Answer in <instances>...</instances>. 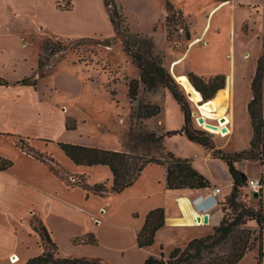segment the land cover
Returning a JSON list of instances; mask_svg holds the SVG:
<instances>
[{
	"label": "crops",
	"instance_id": "crops-1",
	"mask_svg": "<svg viewBox=\"0 0 264 264\" xmlns=\"http://www.w3.org/2000/svg\"><path fill=\"white\" fill-rule=\"evenodd\" d=\"M63 1L71 4V9L68 10L70 12L77 11L79 8L88 10L92 6V0H50L47 4L53 6L52 10L58 13L61 9L57 5ZM220 4L221 9L213 17L211 28L205 32L210 13ZM245 6L250 5L240 0L228 2L218 0L205 13V25L200 35L195 36L190 28L191 40L182 49L183 53L179 57V59L183 58L184 60L175 66L174 72L177 75L185 74L187 77L189 72H194L205 78L217 75L226 77L225 87L229 90L227 117L230 123L228 128L231 130V133L226 137L229 141L241 128L237 117V101L238 97L245 92L243 83L246 78L239 72L240 61L237 63L236 55L239 52L241 59H248L251 52L250 48L255 44L242 30L243 23L249 21V32L254 33L258 41L254 50V72L251 74L249 83H247L249 96L246 101V126L250 146L253 128L248 113V104L252 99L251 83L256 71L257 61L263 52L264 26L261 31H256V22L251 23L247 17L238 20L237 11ZM175 7L182 10L176 5ZM258 8L257 5L253 6V9L257 12H259ZM165 12L166 18V4ZM218 19H221L220 27L217 23ZM220 34L221 45L227 46V53L222 58L217 56L216 51ZM182 44V42L178 43V47H183ZM172 63L167 68L173 75ZM139 77L140 72L136 78L139 79ZM9 86H0V89H8ZM145 93L151 94L147 97V101H152L154 104L163 107L161 114L144 121L148 129L158 134H164L182 128L185 123L184 113L169 90L161 88L154 92H147L142 88L140 99ZM17 113L11 112V119L16 117V122L23 121L19 120L20 116ZM68 117H70L69 114L64 113V128H66ZM119 124L124 125L120 120ZM78 131L77 124V129L69 132L78 133V136L75 139L62 140L72 144L126 151V149H109L104 146L87 144L81 140L84 135L79 134ZM3 133L1 136H5V134L11 136V133ZM18 137L23 138V136ZM31 141H35L38 152L53 157L55 162H42L22 149L16 155L3 154L4 158L12 160L14 164L7 170H0V264H23L30 258L43 253V240L33 230L30 223L34 217L43 222L51 238L59 247L70 245L73 249L82 253V255L74 254L76 257L104 259L99 257L100 255H96V258L89 256L94 254L95 249L99 250L105 246V248L113 251V255L136 259V264H144L151 255L159 257L161 246H164L166 250L165 255L169 256L176 247H184L195 238L212 234L215 227L223 219L224 213L220 203L222 197L229 195L233 187L227 165L214 155L213 150L189 141L185 135L166 137L164 146L179 158L191 159L194 167L211 181L212 188L168 190L166 187L167 168L150 164L133 186L122 193H115L112 190L113 175L107 166H77L64 154L59 146L57 147L61 152L59 150L55 151L56 146L52 149L51 145L55 143L49 138L41 139L39 137L35 140L31 139ZM39 142L45 145L41 146ZM57 143L56 145H58ZM224 145L221 146V149L225 152H239L227 150ZM58 160L65 162L70 167H72L71 164H74L79 169L76 173L67 171L69 174H65ZM248 164L252 166L246 167ZM240 168L250 179L261 178L264 175V166L256 162H243ZM96 174L102 177L96 179L94 177ZM63 175L66 177L86 176V182L91 186L106 182L109 190L101 195L88 192L79 186L72 187L67 183V179L62 178ZM214 187L221 188V192L217 196L213 195ZM252 200L254 201L253 207H258L259 199L252 196ZM262 201L264 209V187ZM160 207L165 210V225L157 232L152 247L140 248L137 244V237L145 224L146 217L151 210ZM199 217L201 218L200 222L198 221ZM205 217L208 218V222H205ZM87 233L95 234L99 240V245L73 244V238ZM178 235L183 236L180 241L181 245L175 243L167 247L169 240ZM258 255V249H253L238 264H259ZM262 264H264V259Z\"/></svg>",
	"mask_w": 264,
	"mask_h": 264
},
{
	"label": "rangeland",
	"instance_id": "rangeland-1",
	"mask_svg": "<svg viewBox=\"0 0 264 264\" xmlns=\"http://www.w3.org/2000/svg\"><path fill=\"white\" fill-rule=\"evenodd\" d=\"M48 1L50 0H0V77L10 82L8 89H0V133H11V136L5 134L0 137V155H16L20 151L21 148L17 144L18 136L28 139V147L35 150H37L36 143L31 139L49 138L55 143L51 148L54 149L53 147L56 146L55 151L61 152L56 145L59 140L67 142L62 139H75L78 136V133H71L64 128V113L76 119L78 132L84 135L81 140L85 143L109 149H127L126 134L132 125L130 115L133 107L128 96V82L138 76L139 69L124 51L121 41L116 38L103 0H92V6L88 10L79 8L73 12L59 10L58 13L52 10L53 6L47 4ZM115 1L118 6L123 7L131 32L151 38L156 54L162 55L166 67L179 59L183 53L182 49L188 45L189 40L182 30L175 32L174 38L169 40L165 23L167 0ZM169 1L184 10L183 13L187 16H185L186 22L189 21L195 36H199L203 30L205 13L218 2V0ZM240 1L250 6L242 7L237 11L238 20L247 17L251 23L256 22V31H261L264 26V0ZM255 5L259 7V12L253 9ZM66 6L70 8L71 4L68 3ZM217 23L220 27L221 19H218ZM156 26L158 28L154 31ZM249 29L250 22L245 21L242 25L243 33L258 44L256 35L250 33ZM84 38L90 40L79 42ZM107 39L113 42L112 46L107 47L98 43L99 40ZM47 41L61 42L65 48L54 55L45 53L43 46ZM180 42L183 43V47H178ZM255 44L250 48L248 59H241L239 52L236 55L237 63L240 61L239 72L246 80L243 83L245 92L237 101V117L241 128L233 138L227 141V137L214 134L199 126L196 118L200 110L190 101L192 113L196 111V117L192 114L194 127L214 134L216 149H221L224 144L225 149L234 151H241L249 146L246 126V101L249 96L247 83L254 72ZM216 51L220 58L227 53V46L221 45V34L216 44ZM167 54L172 56L169 57ZM40 59L45 65L50 64L45 71L46 77L40 78V75H37L39 83L36 89L19 85L18 81L34 76L38 72ZM112 90L117 91L115 99ZM150 95V93L143 94L140 102L153 103L147 101ZM138 105L136 103L134 107L137 108ZM11 112H18L19 120L23 121L16 122V117L11 119ZM119 120L124 124L123 126L119 124ZM210 121L216 122L215 119ZM39 144L45 145L42 142ZM146 153L162 158V153L154 147L147 148ZM58 161L65 174H69V171L76 173L79 169L74 164L70 167L65 162ZM248 166L252 165H246ZM75 177L78 178L76 182H85L82 176ZM94 177L97 179L102 176L96 174ZM242 192L243 202L253 207L254 201L250 189L243 188ZM227 196L222 197V202L226 203L228 217L232 219L235 212L226 201ZM247 223L244 228L256 232L257 235L259 228L256 222ZM182 237L178 235L172 238L167 243V247L175 243L181 245ZM42 244L44 248L47 246L45 241ZM258 247L257 243L255 249ZM165 251L163 246V252ZM59 252L63 257L82 255L70 245L59 247ZM96 255L104 258L101 261L105 264H136L137 262L133 258L113 255V251L105 246L99 250L95 249L94 254L89 257L96 258Z\"/></svg>",
	"mask_w": 264,
	"mask_h": 264
},
{
	"label": "trees",
	"instance_id": "trees-1",
	"mask_svg": "<svg viewBox=\"0 0 264 264\" xmlns=\"http://www.w3.org/2000/svg\"><path fill=\"white\" fill-rule=\"evenodd\" d=\"M219 1L228 2L231 0ZM65 3L67 4L64 1L58 3V8L63 11L70 10L71 7L67 8ZM103 3L116 38L121 41L124 51L140 72L139 79H131L128 82V96L133 107L130 115L132 125L126 134L127 149L126 151H114L67 142H58L59 148L77 166H107L113 175L112 190L115 193H122L127 188L133 186L145 168L150 164H157L167 168L166 187L168 190L212 188L213 184L211 181L194 167L193 161L188 158H179L173 152L168 151L164 146V140L166 137L185 135L189 141L213 150L214 155L226 163L233 182L232 190L226 197V201L235 212L234 218L230 219L228 217L227 209L225 208L226 203L221 201L220 205L222 206L224 216L212 234L195 238L184 247H176L168 257L164 254L162 246L161 255L159 257L154 255L149 256L144 264H238L248 252L255 249L257 243L259 244L258 263L262 264L264 259V209L262 201L264 175L260 178L263 186L259 191L258 207H251L242 200V189L248 188L250 178L240 168V165L248 161L264 166V36L263 52L257 61L256 71L251 83L252 99L248 104L253 137L247 149L227 153L222 149H216L213 141L214 134L194 127L192 104L181 85L164 65L162 55L156 54L153 40L148 36L131 32L123 7L118 6L115 0H103ZM166 8L167 16L165 23L168 28L167 34L169 40L174 38L175 32L181 30L184 31L186 39L191 40L190 27L188 22H186L183 11L177 9L169 1L166 3ZM157 28L156 26L154 31ZM89 40L84 38L80 39L79 42H87ZM98 43L110 47L113 42L107 39L99 40ZM63 48L65 46L61 42L55 43L52 41L45 42L43 46L44 52L51 55L60 52ZM48 66L40 59L38 72L34 76L18 81V84L37 88L39 83L37 75L39 74L40 78H45V71ZM188 77L194 87L202 94L204 101L212 99L226 85V77L224 75L205 78L194 72H189ZM9 85L10 82L7 79L0 77V86L6 87ZM142 88L147 92L157 91L160 88L169 90L184 113L185 123L181 129L168 131L164 134H158L148 129L144 121L161 114L163 107L159 104L140 102ZM111 92L115 99L117 91L112 90ZM136 103L139 104L137 108L134 107ZM136 122L137 125L135 126ZM66 128L70 131L76 130V119L73 117L68 118ZM1 135L3 134L0 133ZM28 141V139L19 137L17 144L23 151L32 154L42 162H55L53 157L45 156L43 153L35 150V148L28 147ZM150 147H154L162 153V158L147 154L146 149ZM13 164L12 160L0 155V170H7ZM62 178L64 180L67 179L69 186H79L88 192L102 195L109 190L106 182L92 186L89 185L86 182V176H82L85 182L81 183L76 182L78 180L77 177H66L63 175ZM165 218V210L162 207L155 208L148 213L145 224L137 237V244L140 248H149L154 245L157 232L165 225ZM248 221L256 222L258 225L259 230L257 235L256 232H251L244 228L248 224ZM30 223L33 230L47 243V246L44 248L42 254L30 258L23 264H105L98 258L88 259L84 257L61 256L59 246L53 241L43 222L34 217ZM72 242L74 245H99V240L93 233L75 237Z\"/></svg>",
	"mask_w": 264,
	"mask_h": 264
},
{
	"label": "bare ground",
	"instance_id": "bare-ground-1",
	"mask_svg": "<svg viewBox=\"0 0 264 264\" xmlns=\"http://www.w3.org/2000/svg\"><path fill=\"white\" fill-rule=\"evenodd\" d=\"M220 8H221V4L210 13V17L208 18L205 32L210 28L212 17L216 13V11ZM182 61H183V58L178 59L172 63V70H173L172 76L181 85L183 90L188 95V98L190 99V101L199 108L200 112H199V115H197L198 116L197 121L199 118L204 119L203 123L198 122L199 126H201L202 128L214 134H217L223 137L228 136L231 133V130L228 128L230 120L227 117V111H228L227 100L229 98L228 88L225 87L224 89L219 90L212 99L208 101H204L202 94L194 87L190 79L185 74L177 75L176 72H174L175 66L177 64H180ZM200 102H202L203 104L202 106H199ZM223 117L226 118L225 122H221V118ZM213 119H215L216 122L210 121ZM223 128H226V131H223Z\"/></svg>",
	"mask_w": 264,
	"mask_h": 264
},
{
	"label": "built area",
	"instance_id": "built-area-1",
	"mask_svg": "<svg viewBox=\"0 0 264 264\" xmlns=\"http://www.w3.org/2000/svg\"><path fill=\"white\" fill-rule=\"evenodd\" d=\"M262 186L263 184L260 178H254L249 180L248 188L250 189L252 194H254L255 192H259ZM220 192H221V188L219 187L213 188V195L217 196Z\"/></svg>",
	"mask_w": 264,
	"mask_h": 264
},
{
	"label": "water",
	"instance_id": "water-1",
	"mask_svg": "<svg viewBox=\"0 0 264 264\" xmlns=\"http://www.w3.org/2000/svg\"><path fill=\"white\" fill-rule=\"evenodd\" d=\"M202 105H203L202 102H200V103H199V106H202ZM193 116L196 117V113H195V112H193ZM196 120H197V118H196ZM225 120H226L225 117L221 118V122H225ZM197 122H199V123H203V122H204V119H203V118H199ZM223 131H226V128H223ZM253 196H254L255 198H259V197H260V193H259V192H255V193L253 194ZM198 221H199V222L201 221V218H200V217L198 218ZM205 222H208V218H207V217H205Z\"/></svg>",
	"mask_w": 264,
	"mask_h": 264
}]
</instances>
